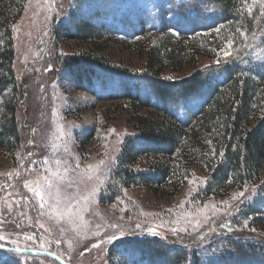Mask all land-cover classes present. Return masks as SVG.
I'll return each instance as SVG.
<instances>
[{
	"label": "rangeland",
	"instance_id": "1",
	"mask_svg": "<svg viewBox=\"0 0 264 264\" xmlns=\"http://www.w3.org/2000/svg\"><path fill=\"white\" fill-rule=\"evenodd\" d=\"M197 1L200 15L213 13L205 1ZM168 2L0 0V37L6 29L11 33L12 70L22 103L17 113L19 143L0 147V244L49 251L67 264H149L141 258L148 256L164 264L176 253H187L190 262L194 252L211 264L227 245L224 238L264 244V198L259 195L264 172L253 185L221 188L203 198L200 190L207 175L182 152L175 158L181 175L169 176L162 184L133 186L111 203L99 200L123 141L140 131L137 117L154 118L152 109H141L122 92L116 94V79L125 85L138 80L143 88L148 46L162 35L158 23L167 20L161 10ZM73 13L91 14L102 27L101 36L88 42L57 38L55 29ZM252 15L259 27L251 35H241L235 27L211 28L206 47L210 54L192 51L193 61L156 64L154 73L180 81L195 70L219 68L238 50L264 68V7L259 0L252 5ZM167 32L178 37L173 28ZM4 44L0 39V48ZM72 56L98 65L91 90L73 87L61 68ZM157 160L141 155L135 166L152 170ZM259 200L261 213L242 215L245 206ZM110 236L120 239L109 243ZM145 243H150L149 253ZM154 244L160 247L157 254ZM10 259L15 264H56L33 256Z\"/></svg>",
	"mask_w": 264,
	"mask_h": 264
},
{
	"label": "trees",
	"instance_id": "2",
	"mask_svg": "<svg viewBox=\"0 0 264 264\" xmlns=\"http://www.w3.org/2000/svg\"><path fill=\"white\" fill-rule=\"evenodd\" d=\"M203 1L207 7L211 6L213 13L200 15L197 0H169L161 10L167 20L159 21L162 35L148 46L149 72L142 89L138 80L125 85L121 79H116V94L122 92V97L138 103L141 109H152L155 114L151 119L143 115L137 117L140 131L123 141L109 172L108 184L100 192V201L111 203L133 186L162 184L169 176L181 175L182 168L177 167L175 158L182 152L207 175L206 185L200 190L203 198L221 188L241 189L253 185L264 172V68L259 69L250 56L245 57L244 50L235 52L234 59H228L217 69H198L180 81H167L161 79L157 71L154 73L156 64L181 65L184 61H193L192 51L210 54L206 47L207 32L211 28L235 27L240 34L251 35L259 27L257 17L249 14L243 5L244 0ZM91 14H71L55 29L56 37L88 42L101 36L102 27H97ZM192 16L201 22H196ZM170 28L177 31L178 37L167 32ZM2 34L0 39L5 44L0 48V98L6 96L7 99L0 103V147L7 148L19 143L17 113L22 103L20 86L12 70L11 33L6 29ZM61 68L77 89L91 90L99 75L94 61L76 56L66 58ZM191 102H197L196 108L189 106ZM141 155L152 156L158 163L152 170L138 169L135 165ZM259 195L264 198V183L260 185ZM261 200L245 206L242 215L261 213ZM224 239L227 245L211 264H264V244L231 237ZM149 245L145 243L148 253ZM229 247H233L230 252ZM159 250L154 244V253ZM1 254L9 259L0 257V264H15L10 258L19 256ZM190 255V262L187 253H176L170 259L166 257L164 264L206 263L197 252ZM141 258L147 259L149 264H161L160 260L149 256Z\"/></svg>",
	"mask_w": 264,
	"mask_h": 264
},
{
	"label": "water",
	"instance_id": "3",
	"mask_svg": "<svg viewBox=\"0 0 264 264\" xmlns=\"http://www.w3.org/2000/svg\"><path fill=\"white\" fill-rule=\"evenodd\" d=\"M0 253L19 255V256H33L41 257L53 261L56 264H67L60 257L51 253L49 251L40 250V249H23V248H14L6 245L0 244Z\"/></svg>",
	"mask_w": 264,
	"mask_h": 264
},
{
	"label": "snow or ice",
	"instance_id": "4",
	"mask_svg": "<svg viewBox=\"0 0 264 264\" xmlns=\"http://www.w3.org/2000/svg\"><path fill=\"white\" fill-rule=\"evenodd\" d=\"M259 3H260V6H261V7H264V0H259ZM255 4H257V0H251V4H248V3H247V0H245V8L247 9V11H248L249 14L252 13V5H255ZM241 35H244V33H241ZM228 48H231V45H228V46L226 47V49H225V55H226V56H228V55L230 54L229 51H228ZM101 163H102V162H101ZM25 186L27 187V185H25ZM35 194H36L37 197H40V196H41V193H40L39 191H36ZM239 195H240V196H243L244 193L241 192ZM238 198H239V197H236V199H238ZM40 208H41V209L44 208V204H43V203L40 204ZM0 223H3V222H0ZM172 231L175 232L176 229H172ZM153 234H155V233L153 232ZM0 239H2V237H0ZM29 239H30V238H29ZM114 239H120V238H119V237H115V236H110V237L108 238V242L111 243ZM41 247H43V245H41Z\"/></svg>",
	"mask_w": 264,
	"mask_h": 264
}]
</instances>
